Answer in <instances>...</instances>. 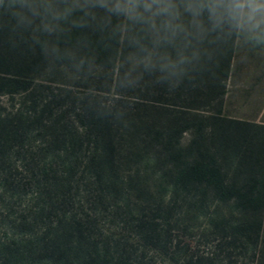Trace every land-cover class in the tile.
<instances>
[{"label": "trees", "instance_id": "16d2710c", "mask_svg": "<svg viewBox=\"0 0 264 264\" xmlns=\"http://www.w3.org/2000/svg\"><path fill=\"white\" fill-rule=\"evenodd\" d=\"M248 2L0 0V264H264V124L222 111Z\"/></svg>", "mask_w": 264, "mask_h": 264}, {"label": "rangeland", "instance_id": "374dc122", "mask_svg": "<svg viewBox=\"0 0 264 264\" xmlns=\"http://www.w3.org/2000/svg\"><path fill=\"white\" fill-rule=\"evenodd\" d=\"M226 87L227 93L222 102L224 116L264 124V0H251L245 5L232 73ZM0 102L3 106L10 104L6 96L1 97ZM190 141V133L182 135L183 146ZM18 166H21L20 162ZM15 173L18 178L29 177L23 168ZM104 226L109 225L106 223ZM188 242L193 250L207 251L198 237H192ZM141 259L139 264H170L151 254H145Z\"/></svg>", "mask_w": 264, "mask_h": 264}]
</instances>
